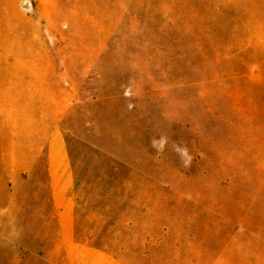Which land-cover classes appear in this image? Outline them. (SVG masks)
<instances>
[{
    "label": "rangeland",
    "instance_id": "rangeland-1",
    "mask_svg": "<svg viewBox=\"0 0 264 264\" xmlns=\"http://www.w3.org/2000/svg\"><path fill=\"white\" fill-rule=\"evenodd\" d=\"M56 131L73 247L51 200ZM97 250L264 264V0H0V264H101Z\"/></svg>",
    "mask_w": 264,
    "mask_h": 264
},
{
    "label": "crops",
    "instance_id": "crops-1",
    "mask_svg": "<svg viewBox=\"0 0 264 264\" xmlns=\"http://www.w3.org/2000/svg\"><path fill=\"white\" fill-rule=\"evenodd\" d=\"M47 170L55 223L66 245L73 247V232L76 229V206L73 196L75 184L65 135L61 131H56L50 138L47 150ZM90 254L96 256L101 264H115V260L104 252L97 250Z\"/></svg>",
    "mask_w": 264,
    "mask_h": 264
},
{
    "label": "clouds",
    "instance_id": "clouds-1",
    "mask_svg": "<svg viewBox=\"0 0 264 264\" xmlns=\"http://www.w3.org/2000/svg\"><path fill=\"white\" fill-rule=\"evenodd\" d=\"M124 94H125L126 99L131 98V93L129 92L127 88H124ZM127 106L129 110H131V108L134 105L129 103ZM169 139L170 137L167 136L166 134L160 135L159 138L155 136L151 137L150 146L157 153H162L165 150V148L168 146ZM171 143H172V151L178 155L181 166L185 169L190 168L192 165L193 157L190 153L187 143H185L184 141H174V140Z\"/></svg>",
    "mask_w": 264,
    "mask_h": 264
}]
</instances>
